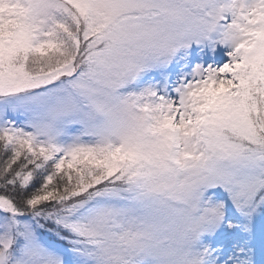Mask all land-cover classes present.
<instances>
[{"label": "snow or ice", "instance_id": "1", "mask_svg": "<svg viewBox=\"0 0 264 264\" xmlns=\"http://www.w3.org/2000/svg\"><path fill=\"white\" fill-rule=\"evenodd\" d=\"M0 264H264V0H0Z\"/></svg>", "mask_w": 264, "mask_h": 264}]
</instances>
